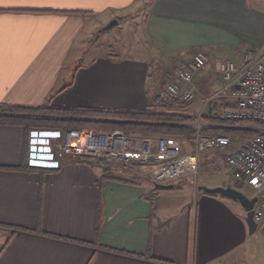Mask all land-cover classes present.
Wrapping results in <instances>:
<instances>
[{
  "label": "crops",
  "instance_id": "crops-1",
  "mask_svg": "<svg viewBox=\"0 0 264 264\" xmlns=\"http://www.w3.org/2000/svg\"><path fill=\"white\" fill-rule=\"evenodd\" d=\"M255 6L0 0V103L143 109L151 90L147 62L69 60L88 22L144 8L138 30L167 49L199 42L204 48L195 54L207 59L218 48L215 57L240 58L264 53V9ZM63 139L62 128L0 123V264H264L237 200L199 189L189 176L167 188L147 177H104L97 162L58 158Z\"/></svg>",
  "mask_w": 264,
  "mask_h": 264
},
{
  "label": "built area",
  "instance_id": "built-area-1",
  "mask_svg": "<svg viewBox=\"0 0 264 264\" xmlns=\"http://www.w3.org/2000/svg\"><path fill=\"white\" fill-rule=\"evenodd\" d=\"M191 63L199 70L208 67L209 59L195 54ZM215 70L222 85L208 94L198 88L187 66H179L165 84V90L174 98H202L192 123L193 133L171 135L133 129L70 127L64 130L56 156L68 160L93 158L126 177L145 176L165 184L185 176L196 178L201 154L225 149L223 160L232 177L258 190L253 219L255 230L264 237V135L231 136L201 130V115L206 113L210 102L215 106L208 112L216 108L221 98L229 101V107L223 111L225 117L264 122V53L246 51L238 63L218 60Z\"/></svg>",
  "mask_w": 264,
  "mask_h": 264
},
{
  "label": "rangeland",
  "instance_id": "rangeland-1",
  "mask_svg": "<svg viewBox=\"0 0 264 264\" xmlns=\"http://www.w3.org/2000/svg\"><path fill=\"white\" fill-rule=\"evenodd\" d=\"M255 5L256 9H264V0H255ZM143 10L144 8L139 10L135 9V12L129 15H123L122 17L118 15L117 18L113 20H108L107 17L103 15L102 17L96 18V20L87 21L88 23L81 33V38H84V41L74 47L69 57V60H73V66L86 65L100 56L112 58L113 61L117 62L122 59L145 61L149 64L150 92L152 93V90L158 89L159 84L161 88L163 83L174 77L176 69L179 66H183L193 54L202 51L204 44L185 41L184 44H182L183 46L177 49L180 53H183L184 56H182L177 50L167 49L158 40L149 39L144 35L143 29L141 28L142 30H138L137 27L141 25V14ZM114 21L116 22L114 23ZM217 50L213 49V54H210V51L208 52V67L199 69L195 77L193 75L195 84L205 94L213 92L222 85V79L215 70V62L229 58V60L234 63H238L241 58L228 55L221 56L223 58H218L214 56L219 53ZM244 51L243 49L240 50L239 54L241 55ZM201 99V97H196L194 99L195 103L190 109V112L195 116L202 104ZM213 103L214 102H210L207 107L208 110L210 107H213ZM208 110L206 112H208ZM225 152V149L205 151V154L200 158L199 170L196 178L190 176L193 185L197 187L198 185L214 187L216 182L221 181V184L216 186H231L249 197L257 195L258 190L246 182L232 177L230 170L226 167L223 160ZM111 171L113 175H117L123 179H136L124 176L115 168H111ZM181 184L180 181L176 183V185ZM252 240L255 243L254 250L257 259L261 256L264 257V237L255 230ZM253 264L259 263L253 262Z\"/></svg>",
  "mask_w": 264,
  "mask_h": 264
},
{
  "label": "trees",
  "instance_id": "trees-1",
  "mask_svg": "<svg viewBox=\"0 0 264 264\" xmlns=\"http://www.w3.org/2000/svg\"><path fill=\"white\" fill-rule=\"evenodd\" d=\"M186 65L196 70L191 62ZM167 82V81H166ZM165 83L149 94V102L143 109H119L99 107L65 108L49 105L24 107L0 103V123L21 125L26 131L32 127L62 128H120L135 129L155 134L185 135L193 133L191 124L196 116L190 112L192 100L174 98L165 90ZM160 83V82H159ZM229 107L225 98L218 100L216 108L201 115L204 132L235 135H264V122L233 119L223 115ZM90 161L99 163L93 158ZM100 164V163H99ZM102 165V164H101ZM103 176H113L110 166L102 165ZM223 196V195H221ZM227 197L233 200L235 198Z\"/></svg>",
  "mask_w": 264,
  "mask_h": 264
},
{
  "label": "water",
  "instance_id": "water-1",
  "mask_svg": "<svg viewBox=\"0 0 264 264\" xmlns=\"http://www.w3.org/2000/svg\"><path fill=\"white\" fill-rule=\"evenodd\" d=\"M116 21H114L115 23ZM172 183H165V184H158V187H171ZM199 189H202L209 193H218L223 196H228L235 198L242 206V208L245 211V222L248 227L249 233H253L255 231V222L253 219V206L256 202V195H253L251 197L247 196L243 192L237 190L236 188H233L231 186H206V185H198Z\"/></svg>",
  "mask_w": 264,
  "mask_h": 264
}]
</instances>
